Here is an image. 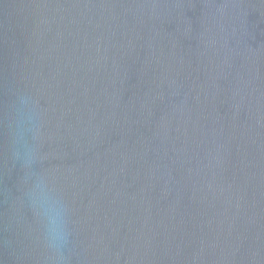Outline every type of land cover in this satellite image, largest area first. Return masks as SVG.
<instances>
[{
	"label": "water",
	"instance_id": "water-1",
	"mask_svg": "<svg viewBox=\"0 0 264 264\" xmlns=\"http://www.w3.org/2000/svg\"><path fill=\"white\" fill-rule=\"evenodd\" d=\"M0 264H264V0H0Z\"/></svg>",
	"mask_w": 264,
	"mask_h": 264
},
{
	"label": "clouds",
	"instance_id": "clouds-1",
	"mask_svg": "<svg viewBox=\"0 0 264 264\" xmlns=\"http://www.w3.org/2000/svg\"><path fill=\"white\" fill-rule=\"evenodd\" d=\"M24 117H21V122H23ZM50 212L52 213V223L49 226V233L53 239V241H58L62 239V231L59 225L56 223V217L59 216V211L57 209H50Z\"/></svg>",
	"mask_w": 264,
	"mask_h": 264
}]
</instances>
